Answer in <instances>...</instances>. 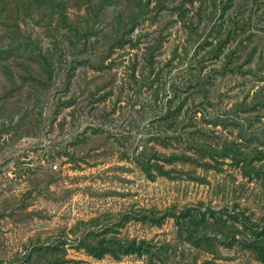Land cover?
I'll list each match as a JSON object with an SVG mask.
<instances>
[{"label":"rangeland","instance_id":"obj_1","mask_svg":"<svg viewBox=\"0 0 264 264\" xmlns=\"http://www.w3.org/2000/svg\"><path fill=\"white\" fill-rule=\"evenodd\" d=\"M0 264H264V0H0Z\"/></svg>","mask_w":264,"mask_h":264}]
</instances>
